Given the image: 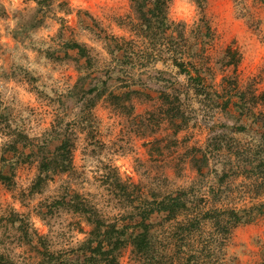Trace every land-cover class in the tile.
I'll list each match as a JSON object with an SVG mask.
<instances>
[{
    "label": "rangeland",
    "instance_id": "1",
    "mask_svg": "<svg viewBox=\"0 0 264 264\" xmlns=\"http://www.w3.org/2000/svg\"><path fill=\"white\" fill-rule=\"evenodd\" d=\"M169 17L184 31L181 51L198 54L195 61L208 72L216 96L195 93L173 64L175 53L166 42L153 50L152 64L138 60L111 70L116 65L106 37L137 38L131 0H0V264H40L45 251L40 237L56 257L75 259L74 250L92 225L72 211L47 214L46 205L69 188L107 216L121 217L127 209V202L119 201L125 199L121 182L137 186L150 201L183 190L204 197L207 203L199 198L194 203L207 210L247 211L251 221L233 230L228 255L232 264H264V196L257 180L238 174L220 182L224 169L238 166L235 147L246 148L263 132L236 107H223L229 96L238 101V94H264V0H207L205 8L197 0H172ZM137 39L146 51L148 43ZM69 42L85 46L94 66ZM229 48L236 57L227 54ZM81 77L85 97L77 101L72 93ZM93 85L103 95L92 107L89 97L97 92L86 93ZM133 89L140 94L117 100ZM178 91L174 106H181L190 125L176 133L163 93L174 97ZM243 123H249L245 132L239 128ZM55 130L73 136L74 168L37 191L40 160L31 153L47 140L53 152L59 143L51 136ZM16 131L28 134L34 146L8 150ZM234 149L236 164H225ZM205 153L210 166L200 174L193 163ZM214 194H223L221 202ZM118 264H139L132 248L123 251Z\"/></svg>",
    "mask_w": 264,
    "mask_h": 264
},
{
    "label": "trees",
    "instance_id": "2",
    "mask_svg": "<svg viewBox=\"0 0 264 264\" xmlns=\"http://www.w3.org/2000/svg\"><path fill=\"white\" fill-rule=\"evenodd\" d=\"M131 1L139 22L137 27L133 22L131 28L137 38L148 43V47L146 51L140 49L141 45L136 37L127 40L114 35L107 36L110 54L116 65L111 70L134 66L138 60L146 62L145 66L152 64V60L156 58L153 50L166 42L169 48H172L175 54L177 53L172 57L173 64L179 69V74L186 76L195 93L216 96L217 92L207 84L206 75L208 72L204 71L200 65L198 66V62L195 61L198 54L195 56V53L191 55L181 51L180 46L183 44L181 41L186 43V39L180 25L170 20L169 7L172 0ZM197 2L199 6L205 8L207 0H197ZM67 46L77 50L82 58H87L89 67L94 66V59L85 46L78 42H69ZM226 52L228 55L232 54L233 58L237 55L231 48ZM235 65H238V61ZM84 80L85 77L80 78L74 90L76 93H72V98L77 101H83L85 97L84 94L81 95L83 92L80 93V84ZM98 88V85H93L86 93L91 95L97 92L93 98L89 97L92 107L103 95ZM133 94L138 95L140 91L133 89L116 96V98L118 101L126 102L132 99ZM179 94L180 91L173 97L168 93H163V98L170 103L166 115L172 124H175L176 133L190 125V120L182 111L181 106H174L176 100L180 101ZM237 96L238 101H234L232 96L227 97L223 108L226 111H232L236 107L242 114V119L259 125L263 132L260 134L259 140L255 139L246 148L238 147V145L235 147L237 148L235 154L239 161L238 166L231 167L233 169L236 167V170L231 172L228 171V167L224 169L220 176V182H225L231 176L243 174L247 178L257 180V191L261 196H264V94L257 95L254 92L251 93V98L246 97L245 93ZM256 109L260 110L255 111ZM243 124L239 128L245 132L248 130L249 123ZM51 136L59 140L53 152L48 149L49 140H47L42 145H37V148L31 153L40 160V175L35 185L37 191H40L43 183L49 181L53 176L67 174L74 168L75 143L73 136L68 130H55ZM14 138L7 147L8 150L17 151L20 145L24 148L34 146L33 139L23 131H16ZM234 152L235 149L229 152L225 164L235 163L231 155ZM193 164L198 172L203 174L204 168L210 166L208 155L205 153L203 157L196 156ZM0 174L2 176L3 172L0 171ZM118 187L123 191L121 193L125 197V199L120 198L119 201L127 202V209L121 217L107 216L100 206L93 203L89 197H84L77 192L73 194L69 188L64 194L54 199L51 204H47V214L63 210L79 213L86 217L88 223L92 225V229L86 241L74 250V253L77 254L75 259L56 257L49 250L47 241L40 237V245L45 247V251L41 252L43 259L40 264H118L120 255L129 248H132L139 264H232L234 262L228 255V243L235 228L251 221L247 211L228 206H213L208 210L205 207L201 208L197 203H194L195 198L206 203L207 200L204 197H192L191 191L179 190L150 201L148 197L137 192V186L121 182ZM214 196L219 202H221L220 198L224 197L223 194H214ZM208 224L212 229H208ZM161 232L164 233L163 237L160 235ZM26 233L32 242L34 236L27 229Z\"/></svg>",
    "mask_w": 264,
    "mask_h": 264
}]
</instances>
